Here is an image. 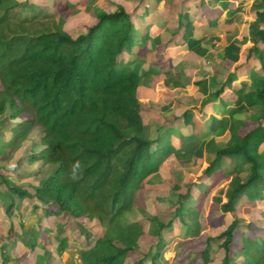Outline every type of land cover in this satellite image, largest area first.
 Here are the masks:
<instances>
[{"label": "trees", "instance_id": "1", "mask_svg": "<svg viewBox=\"0 0 264 264\" xmlns=\"http://www.w3.org/2000/svg\"><path fill=\"white\" fill-rule=\"evenodd\" d=\"M7 1L10 4L6 5ZM250 1L255 27L250 39L254 44L235 65L236 70L249 64L250 73L240 79L235 71L230 72L222 88L211 94L214 99L220 98L229 87L236 98L230 116L215 118L216 128L227 131L228 138L221 146L216 145V138L206 143L214 158L200 176L211 178L225 168L226 159L234 162L231 168L226 167L231 180L218 192L224 193L222 212L232 213L233 219L225 230L207 238L205 248L199 252L207 264L215 262L214 244L224 251L219 264H264V242L254 244L253 254V248L250 253L244 247L234 248L240 225H252L237 215L242 198L255 200L264 192V0ZM222 4L232 10L222 24L228 29L227 38H232L247 21L242 15L244 8H231L230 0ZM91 9L96 21L85 33L73 37L64 24L77 10L58 15L29 0H0V115L8 108L13 119L28 115L11 130L10 140L0 144V160L9 159L11 150L41 127L44 148L40 154H32L30 161L56 165L33 192L11 183L9 170L1 166L0 200L3 204L12 200L6 206L9 213L14 197H31L48 207L54 205L55 215L98 220L107 233L91 248L82 250L83 264H126L137 247L138 231L108 233L133 209L136 192L159 173L175 150L172 144H164L171 137L170 131L152 138L142 116L138 90L143 74L141 61L134 59L140 36L132 14L122 5L109 10L96 6ZM189 15V9L180 14L181 25ZM249 110L254 112L255 120L242 129L235 114ZM190 137L185 136V142L189 143ZM190 186L182 199L189 197ZM184 209L181 206L175 213L181 221ZM173 222L152 218L153 233L159 237L158 256L167 243L161 231L170 229ZM68 241L67 237L60 238L59 252L68 248ZM153 259L145 254L132 264H158Z\"/></svg>", "mask_w": 264, "mask_h": 264}, {"label": "rangeland", "instance_id": "2", "mask_svg": "<svg viewBox=\"0 0 264 264\" xmlns=\"http://www.w3.org/2000/svg\"><path fill=\"white\" fill-rule=\"evenodd\" d=\"M31 1L48 13H54L56 11V8L52 6L56 0ZM70 1L74 5L81 4V6H69L65 0H59L57 4L61 2L64 7H67V10L75 9L78 11L70 16L66 27L67 31L73 37L85 33L88 27L96 21V17L91 11V7L93 6L109 10L116 5H122L128 13L132 14V18L139 24L138 17L144 11L145 4L149 3L150 7L148 6L146 13L142 15L141 21L143 23L147 21L148 24H156V26L164 28L169 27L167 29L174 33L178 31L179 25L177 14H181L185 10V2H191L193 5L192 13H194L192 16L199 23H202L203 26L207 24V19L203 18L202 15L207 9L196 7L200 0H164V9H160L158 12L153 11L156 5L155 1L158 0ZM231 2L234 8H244L242 12L243 16L251 14L252 1L231 0ZM8 4H10V1L6 2V5ZM167 14L170 15V18L173 17L171 21L165 20ZM210 15L213 14L208 13L206 18ZM187 18L190 20V17L187 16ZM261 18L264 20V14L261 15ZM146 27V25H142V30L146 29ZM254 28L252 23L246 22L241 27V35L234 38L224 37V33L220 32L221 30H216L215 32L210 30L204 34L203 38H200L196 34L189 42L186 40L185 45L179 42L180 44L175 47L177 48L175 53L182 50V54L179 57H182V59L178 61L185 63V65L180 64L175 68V72L177 73L185 67V70H183L185 73L183 76L184 80L179 84L181 85L179 86L180 89L176 88L178 86L175 85L170 89L168 86L162 89L159 80L162 83H166L167 81L166 79L163 81L152 69L158 68L159 70V68H165V65L160 60L165 50L173 45L174 37L170 31L163 35L161 44H159L160 48H158L157 44H154L152 46L150 45V48H146L144 51L135 49L144 58L145 65L141 61L139 63L142 66L139 67L147 72V84L151 87L148 92L156 93V95L148 99L142 95L140 100L142 104V115L150 127L152 138L158 135L157 131L161 127H172L168 120L175 121L174 123H176V119L181 117H184L181 120L187 121L183 125L178 124V127L174 126L175 136L179 137V129L181 127L185 133H188L186 124H193L191 125L193 129L190 132L197 135V138L193 135V138H190L189 145L186 147V151L180 154H173L165 161L159 173L152 175L148 179V183H144L145 188L139 189L135 194L133 209L126 212L116 224L119 227L114 225L109 231L108 234L128 230L138 231L137 247L129 255L126 264H132L133 261L142 258L145 254H148L151 258H155L153 260L158 261V264H207L204 262L202 256L199 255V252H202L206 246L207 238L218 235L232 221L233 214H225L220 207V201L224 198V193L223 191L218 193L221 188H226L231 180V176L226 175L228 174L227 168L225 167L222 169V172L216 173L212 176V179H199L204 168L214 158L213 154L206 152V142L209 139L216 138L217 140L219 138L218 140L220 141L218 144L222 145L223 142L226 143L228 135L221 136V131L210 133L211 120L209 115L206 114V111L202 110L204 105L201 103L202 97L199 91L190 89L187 85L192 84L193 77L201 74L203 76L206 75V80L204 81L205 94L210 89L216 90L220 88L216 87L217 84L215 81L223 80L226 74L229 75L232 66L235 68L234 63L237 62L241 54L246 53L247 49L254 44L250 39ZM262 36L264 38L263 33ZM146 40L141 38V42L137 46L141 48L143 42ZM261 43L258 44L260 45ZM161 49L163 50L161 51ZM184 51L188 52L185 54L183 53ZM223 64L229 71L224 70V66L222 67ZM227 64L231 66L228 67ZM133 65H136V63ZM236 72L245 74L248 72V68H243ZM149 87L146 86L145 90ZM174 88L175 90L173 91L172 89ZM1 89L2 82L0 80ZM188 108L190 109L187 112L189 116L185 113V109ZM11 113L12 110L8 108L6 113L0 115V144L3 145L10 140L11 130L19 121L28 116L24 114L17 119H13L11 118ZM174 113L175 115H172ZM235 117L238 119L237 124L244 129L255 120L256 116L253 111L249 110L243 113H237ZM42 136L43 129L36 127L19 147L11 150L9 159L5 161L0 160V169L1 166H4L6 170H9L7 174L11 183L20 184L32 192L33 188L37 187L56 168L55 164H44L42 161H30L32 154H40L44 148L41 144ZM165 142L164 144L167 147L172 144L173 140L170 137ZM174 146L177 148L180 147L179 140L176 141ZM191 146H194L193 149L195 151L199 147L200 152L198 154L201 156L190 151ZM179 152L180 150L177 151V153ZM185 152L188 154L186 157H183ZM156 156H159V153ZM153 158L152 162L155 160ZM226 165L231 168L234 162L226 160ZM200 182L201 184H199ZM189 185H191L190 195L182 199L181 197L185 196L188 192ZM205 185L207 189H205ZM3 189H7V186H4ZM262 195V197L255 200H252L249 196L242 198L240 204L245 200L243 202L244 206L243 208L240 207L241 205L239 206L237 215L252 225H240L236 232L235 249L244 247L246 249L245 252L250 253L256 243L260 245L261 242H264V192H262ZM11 201L3 204L2 200H0V264H83L81 258L82 250L91 248L100 237L107 233V229L105 227L103 228L98 220L92 221L86 217L73 219L66 214L55 215L53 210H56V207L54 205L48 207L41 201L31 197H14L13 206L9 213L6 206ZM181 206L185 207L183 221L175 216V213ZM153 217L158 218L164 223L169 220H174L170 229L165 228L161 231V237L167 243L163 248V254L160 253L159 256V237L153 233L155 230V225L152 223ZM63 237L69 239L68 248L63 252H59L60 238ZM212 252L215 261L212 264H219L223 258L224 251L214 244ZM253 253L254 248L251 254ZM236 255L237 257L235 256V259L238 260L239 254ZM6 257L7 262H5Z\"/></svg>", "mask_w": 264, "mask_h": 264}, {"label": "crops", "instance_id": "3", "mask_svg": "<svg viewBox=\"0 0 264 264\" xmlns=\"http://www.w3.org/2000/svg\"><path fill=\"white\" fill-rule=\"evenodd\" d=\"M20 1V0H19ZM31 3H32V1L31 0H29ZM66 2H68L70 5H74L70 0H65ZM224 0H219V1H213V0H200L199 1V4H197L196 5V7H200V8H205V9H207V11H205V12H203L202 13V15H203V18H205V19H207L206 21H207V24L206 25H204L203 26V24L202 23H199V21H197L195 18H194V16H192V15H194V13H192V11H193V5H192V3L191 2H185L184 3V5L186 6V8H185V10L183 11V12H186V10L187 9H189L190 10V15H189V17H190V19H192L193 21H195L196 23L194 24L193 22H190L189 21V19L187 18V17H184L183 18V21L182 22H187L186 24L184 23V24H180V13L179 14H177V18H178V20L177 21H179L178 22V31H175L174 33L172 32V31H170L169 29H167V28H169V27H161V26H156V24L155 25H152V24H148V22L146 21L145 23H143L141 20V16L147 11V8H148V6L150 7V5H149V3H146L145 4V6H144V11L142 12V14H141V16H139L138 17V19H139V24L135 21V19H133V21H134V23L136 24V27H137V31H138V34H139V42H141V38H143V39H147L146 41H144L143 42V46L141 47V48H139L138 46H136L135 48H134V55H135V57L134 58H138L140 61H142V63H143V65H145V63H144V58L143 57H141L140 55H139V52H137L135 49H139L140 51H144L146 48H150V45L152 46V45H154V44H157L158 45V48H160L159 47V44H161L160 42H161V39L163 38V35L165 34V33H167V32H169L170 31V33L171 34H173L172 36L174 37L173 39V45L172 46H170V47H168L166 50H165V52L163 53V55H162V57H161V60H160V62L162 63V64H164L165 65V68H159V70H158V68H152L153 69V71H155V73L156 74H158V76L161 78V79H163V81L166 79V83L164 82V83H162V81L161 80H159L160 81V85H161V88L162 89H164L165 87H167L168 86V88L170 89L171 87H174V85L175 86H178V87H176V88H178V89H180V87L179 86H181V85H179L184 79H183V76H184V71L183 70H185V67L184 68H182L181 70H180V72H175V68L178 66V65H180V64H182V65H185V63H182V62H180V61H178L179 59H182V57L181 58H179L180 57V55L182 54L181 53V51L180 52H178V53H175V51H176V49L177 48H175V47H177V45L178 44H182V45H185L184 43H185V41L187 40L188 42H189V40L190 39H192V37H194L196 34L198 35V36H200V38H203L204 37V34L207 32V31H210V30H212V32L214 31H220V32H223L224 33V37H227V34H228V29L227 28H224L223 27V23H226V21H227V19L230 17V15H231V11L232 10H230V9H228V8H226L225 9V7L223 6V4H222V2H223ZM227 1V0H226ZM57 2H59V0H56L55 1V3L53 2V7L54 8H56V11L54 12V13H58V14H60L61 15V13H63L64 11H67V7H64L63 5H62V3L60 2V3H58L57 4ZM156 2V5H155V9L153 10L154 12H158L160 9L161 10H163L164 9V7H165V1L164 0H158V1H155ZM36 5V4H35ZM81 6V4H75L74 6ZM230 7L231 8H234L233 6H232V2H231V0H230ZM237 8V7H236ZM239 8V7H238ZM244 10V9H243ZM243 10H242V12H243ZM150 11V10H149ZM153 13V12H152ZM182 13V12H181ZM208 13H212L213 15H210L208 18H206L207 16H208ZM252 13V12H251ZM196 14V13H195ZM73 15V14H72ZM243 15V14H242ZM71 16V15H70ZM70 16H68L67 17V19H66V22H65V24H64V29L67 31V29H66V27H67V22H68V19L70 18ZM244 17V19L245 20H247V21H244V23L243 24H245L246 22L247 23H251V21H252V14H249L248 16H243ZM173 19V17L172 18H170V15L169 14H167L166 15V17H165V20L167 21H171ZM248 19H249V21H248ZM205 22V21H204ZM139 25V26H138ZM142 25H146L147 27H146V29H144V30H142ZM243 26V25H242ZM241 26V27H242ZM230 27V26H229ZM230 29V28H229ZM68 32V31H67ZM69 33V32H68ZM241 28H240V32L237 34V35H235L234 37H237V36H240L241 35ZM253 33V32H252ZM251 33V34H252ZM250 34V35H251ZM226 35V36H225ZM234 37H232V38H234ZM151 41V42H150ZM180 42V43H179ZM163 49H161V51H162ZM196 50H197V48H196ZM160 51V52H161ZM188 51H184L183 53H187ZM245 53H243V54H241V56H240V58L237 60V62H235L234 64L236 65L237 63H239V61H240V59H241V57L244 55ZM231 63V62H230ZM155 65V64H154ZM142 66V65H141ZM224 66V64L222 65V67ZM227 66L228 67H230L231 65H229V64H227ZM143 68V67H142ZM243 68H248V72L247 73H245V74H240V73H238V72H236L237 70H241V69H243ZM224 70L225 71H229L228 70V68H225V66H224ZM250 70H251V66L249 65V64H244L243 66H241V67H239L238 69H236L235 70V68H234V66H232V68H231V71L230 72H232V71H235L236 72V76H237V78H240V79H242L244 76H246V75H248L249 73H250ZM141 72H142V74H143V78H142V83H141V85H140V88H139V90H138V98H139V100H141V97H142V95L143 96H145V98L146 99H148V98H150V97H152V96H154V95H156V93L155 92H148L149 91V89L151 88V87H149L148 86V84H147V72L146 71H144V70H142L141 69ZM229 73V72H228ZM227 77H228V74H226V77L223 79V80H217V81H215V83L217 84L216 85V87H220V88H222V86H223V81L224 80H226L227 79ZM175 80V81H174ZM206 80V75L205 76H203V75H201V74H199V75H196L195 77H193V82H192V84H189V85H187L190 89L192 88V89H194V90H197V91H199V93H200V95H201V97H202V99H201V103H203L204 105H203V108H202V110H204V111H206V114H208L209 115V117H210V120H211V124H210V128H209V131H210V133L212 134L213 132H219V131H221V136H223V135H227V131H224V129H222V127H220V128H216V122H217V120H215V118L217 119V118H222L224 115L225 116H230V114H229V110L232 108V107H234V101H235V98H236V95H235V93L233 92V90H231L229 87H226L225 88V90H224V92L221 94V96H220V98H212L211 97V94L212 93H214L215 91H217L218 89H220V88H218V89H216V90H214V89H210L209 90V92L207 93V94H205V91H204V81ZM170 81V82H169ZM225 82V81H224ZM237 82H239V79L237 80ZM149 87V88H147V90H145L146 88L145 87ZM210 87V86H209ZM213 87V86H212ZM215 87V86H214ZM156 90V89H155ZM173 91L175 90V88L174 89H172ZM158 92V91H157ZM203 92H204V94L206 95H204L203 94ZM159 93V92H158ZM157 93V94H158ZM226 97H225V96ZM190 111V109L188 108V109H185V113L187 114V112H189ZM176 113V112H175ZM175 113L174 114H172V115H175ZM190 113H192V112H190ZM240 113V112H239ZM243 113V112H242ZM237 114V113H236ZM235 114V115H236ZM188 115V114H187ZM143 116V115H142ZM165 116H167V114H165ZM189 116V115H188ZM181 117V116H180ZM176 118V117H175ZM184 118V117H183ZM182 117L181 118H178V119H176V123H174L175 121H171V120H168V122L172 125V127H168V126H163V127H161L158 131H157V133H158V135H156L155 136V138H157L160 134H162L163 133V131L164 130H169L170 131V136H171V138H172V140H173V142H172V144H173V146H174V144L176 143V141L177 140H179V143H180V147H175L174 146V152L169 156V157H167V159H169L173 154H180L181 152H183V151H186L187 150V146L189 145V143L188 142H185L186 140L184 139V137L185 136H187V137H190V136H192V138H193V135H195L193 132H190V131H192V129H193V127H191V125H193V124H190V125H187L186 124V129L188 130V133H185L184 132V130H183V128L181 127L179 130H180V135H179V137H177V136H175V127L174 126H176V127H178L177 125L178 124H181V125H183L184 123H186V121L187 120H181V119H183ZM236 118V117H235ZM144 119V118H143ZM145 121V120H144ZM146 123V122H145ZM147 124V123H146ZM180 125V126H181ZM191 127V128H190ZM191 129V130H190ZM224 131V132H223ZM196 136V138H197V135H195ZM212 136V135H211ZM221 136H218V137H221ZM217 137V138H218ZM154 138V139H155ZM191 138V137H190ZM219 139V138H218ZM216 140V145L217 146H221L220 144H218V142L220 141V140ZM210 140H213V139H209L208 141H210ZM207 141V142H208ZM206 142V143H207ZM200 144H202V143H200ZM223 144H225V142H223ZM222 144V145H223ZM191 148V150L190 151H192V152H195V153H197L198 154V152H200V148L199 147H197L196 149V151L193 149L194 148V146H191L190 147ZM204 149V148H203ZM180 150V152L179 153H177V151H179ZM205 150H207V146H206V144H205ZM206 152H208L209 154H213L214 155V153L212 152V151H209V150H207ZM187 154L188 153H186L185 152V154H184V156L183 157H186L187 156ZM198 156H201L200 154H198ZM166 159V160H167ZM165 160V161H166ZM226 160H229V159H226ZM226 160H225V166L224 167H228L227 165H226ZM230 168V167H229ZM223 170H220L218 173H220V172H222ZM227 175V174H226ZM225 175V176H226ZM213 177H211V179H212ZM200 179V178H199ZM201 180H203V179H201ZM206 180V179H205ZM205 183H207L206 181H204ZM199 184H201V182L199 183ZM245 200H243V202H244ZM242 202V205L240 206L241 208H243V206H244V203Z\"/></svg>", "mask_w": 264, "mask_h": 264}]
</instances>
